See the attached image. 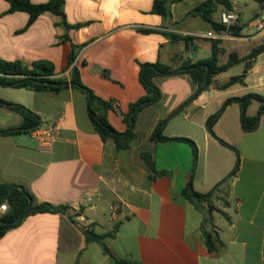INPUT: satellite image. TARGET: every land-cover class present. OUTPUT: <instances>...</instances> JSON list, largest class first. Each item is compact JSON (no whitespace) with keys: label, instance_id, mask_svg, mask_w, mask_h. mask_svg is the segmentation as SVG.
<instances>
[{"label":"crops","instance_id":"obj_1","mask_svg":"<svg viewBox=\"0 0 264 264\" xmlns=\"http://www.w3.org/2000/svg\"><path fill=\"white\" fill-rule=\"evenodd\" d=\"M203 1L171 3V17L165 21L152 11L155 0H66L64 19L78 27L67 28L63 17L46 12L20 32L29 14L7 13L10 4L0 0V58L29 67L38 60L50 61L55 79L69 80L76 66L88 88L118 105L120 113L110 108L106 115L124 133V115L146 94L140 81L142 63L178 68L186 61L207 59L216 40L206 36L209 32L219 36V64L232 52L243 57L264 44V34L251 31L264 18V4L246 22L232 0L242 28L235 36L218 33L201 17L189 15ZM223 12L219 6L214 21L220 23ZM141 28L158 31L144 33ZM73 44L84 45L69 65ZM244 71L240 63L216 75L210 88L179 113L176 109L195 89L189 75L156 77L162 98L139 112L137 137L120 151L113 139L99 136L88 115L87 97L79 90L0 87L1 99L29 108L42 125L60 127V136L49 146L31 134H0V182L25 187L37 203L68 206L66 212L29 215L7 231L0 239V264H115L100 243L87 240L84 229L112 233L104 239L111 254L141 264H264V115L254 131L246 132L241 104L226 107L213 129L235 149L206 126L226 100L251 93L264 96V52L253 60L244 83L220 88ZM260 105L252 100L247 116H255ZM168 116L163 138L155 137L159 121ZM22 121L19 112L0 106L1 130L19 128ZM177 138L194 141L198 158L190 142ZM144 152L151 155L153 169ZM237 164L238 171L223 182ZM190 180L201 194L221 183L210 204L218 208L216 217L209 215L210 205L185 196ZM112 206L117 212H111ZM203 230L213 235L215 251L205 244Z\"/></svg>","mask_w":264,"mask_h":264},{"label":"trees","instance_id":"obj_2","mask_svg":"<svg viewBox=\"0 0 264 264\" xmlns=\"http://www.w3.org/2000/svg\"><path fill=\"white\" fill-rule=\"evenodd\" d=\"M10 4L7 13L15 12H26L29 14V19L26 26L20 30V32L25 31L30 25H32L40 15L50 12L55 15L63 17L61 22L67 28L78 27L77 25L71 26L65 21L64 6L66 0H48L45 3H33L32 0H5ZM180 0H155L153 6V12L160 14L165 21L171 17L170 4ZM260 4H264V0H255ZM222 6L224 11H233V1L232 0H205L198 4L190 11V16H199L205 22L211 24L213 29L218 33L227 31V28L214 21L213 14L217 11L218 7ZM241 27L237 25L233 26L230 31L231 34L235 36L240 35ZM144 33L156 32L158 29L155 28H141ZM173 37H176L172 35ZM64 38H68L65 35ZM179 39L190 40V37H185ZM218 39L212 42V54L209 58L200 60L198 62L186 61L180 67L175 68L170 65L163 64L161 62L156 63H142L140 65V81L145 88L146 94L141 97L137 102L130 105V111L124 115V119L128 124V129L124 133L118 132L107 119L106 112L108 109L113 107V104L99 96H97L90 88H88L81 80L80 71L76 66H73L70 72V79L65 78L55 79L52 76L55 73V66L52 62L47 60L35 61L31 67L25 66L21 61H9L0 58V87H14V88H25L33 91H53L57 92L65 88H73L79 90L87 97V111L88 115L97 131L99 136L103 141L108 139H113L116 150L120 151L122 149L128 148L132 145L137 135L135 132L136 118L139 112L147 105L157 103L162 98V92L160 88L155 84L154 79L156 77H169L178 74L189 75L193 85L195 87L193 93L186 99L177 109L176 113L182 111L190 102L197 98L202 91L209 89L213 78L227 70L231 67L238 65L240 63L245 64V71L238 76H233L230 80L222 85L220 88L224 89L235 83H244L246 73L253 64V60L264 52V44L255 47L246 56L240 57L237 53L232 52L229 55V59L225 64H219V52ZM82 45H74L69 56V65H73L80 48ZM258 100L261 102L258 113L249 117L246 114L247 107L251 104L252 100ZM232 102H239L242 106V128L246 132L254 131L260 122L262 115H264V96L259 94H248L243 97L230 98L225 101L222 108L212 115L207 120V130L211 135L216 137L222 144L229 146L233 149L235 147L222 138L218 137L214 132V125L220 118L226 107ZM142 103H146L141 106ZM0 106H6L14 111L19 112L22 117V125L19 128H11L6 130L0 129L1 135H17V134H30L31 131L39 128L41 123V117L21 104H15L5 101L0 98ZM171 116L160 120L156 129L155 137L163 138L162 131L165 125L170 120ZM178 140H185L192 144L193 153L195 158H198V147L195 142L188 138H177ZM143 157L147 164L153 169L154 161L151 155L147 152L143 153ZM239 169V164L234 168V170L223 180L226 182L230 179ZM221 183L217 184L214 190L207 194H201L194 190L192 180L189 181L187 187L183 190L185 196L193 202H203L208 205L212 203L211 198L214 192L218 190ZM0 201H7L9 203V211L0 217V239L9 231L11 228L19 226L22 221L29 215L37 213H59L66 212L68 206H57L47 202L37 203L35 197L23 186L16 184H4L0 182ZM89 242L96 241L100 243L103 247L105 254L110 255L111 259L115 264H141L137 261L117 259L113 256L104 242L107 237H112L113 234H97L92 230L84 229ZM205 244L211 251L216 250L215 243L213 242V235L207 230H203Z\"/></svg>","mask_w":264,"mask_h":264},{"label":"built area","instance_id":"obj_3","mask_svg":"<svg viewBox=\"0 0 264 264\" xmlns=\"http://www.w3.org/2000/svg\"><path fill=\"white\" fill-rule=\"evenodd\" d=\"M220 23L224 25L227 28V31L224 33L229 32V27H233L237 25L238 23V15L233 12H223L221 14V21ZM255 26L258 31H264V18L261 20H257L255 23ZM207 37L211 38H219V36L214 33V32H209L206 34ZM114 110L118 113L119 107L116 103H113ZM31 135L35 136L38 138L44 145L49 146L53 141H55L59 136H60V127L58 124H53V125H40L39 128L33 130L30 132ZM9 203L7 201H0V217L3 216L6 212L9 211ZM118 208L117 206H112L111 207V212H117Z\"/></svg>","mask_w":264,"mask_h":264},{"label":"rangeland","instance_id":"obj_4","mask_svg":"<svg viewBox=\"0 0 264 264\" xmlns=\"http://www.w3.org/2000/svg\"><path fill=\"white\" fill-rule=\"evenodd\" d=\"M235 7L238 11H241V15L244 21H250L255 18V13L262 11V5L255 0H234ZM216 16H219V13H216ZM262 16H264V11ZM262 18H259L261 20ZM251 31L257 32L258 30L255 27H251ZM259 32V31H258ZM264 34V31H260ZM213 205V204H212ZM215 206V205H213ZM216 210L209 209V215L216 217L218 215V208L215 206Z\"/></svg>","mask_w":264,"mask_h":264},{"label":"water","instance_id":"obj_5","mask_svg":"<svg viewBox=\"0 0 264 264\" xmlns=\"http://www.w3.org/2000/svg\"><path fill=\"white\" fill-rule=\"evenodd\" d=\"M232 29H233L232 26L229 27V31H231ZM145 104H146V103H142L141 106H143V105H145ZM27 137L30 138V135H27ZM209 209H210V210H212V209L216 210L215 206H213V205H210V206H209Z\"/></svg>","mask_w":264,"mask_h":264}]
</instances>
